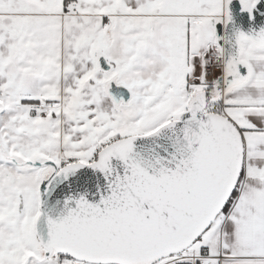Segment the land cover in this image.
<instances>
[{"label": "snow or ice", "instance_id": "1", "mask_svg": "<svg viewBox=\"0 0 264 264\" xmlns=\"http://www.w3.org/2000/svg\"><path fill=\"white\" fill-rule=\"evenodd\" d=\"M0 264H264V0H0Z\"/></svg>", "mask_w": 264, "mask_h": 264}]
</instances>
